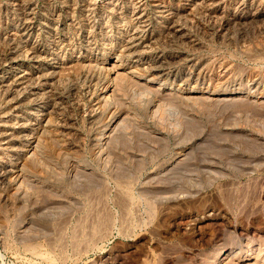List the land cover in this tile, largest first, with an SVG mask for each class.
Listing matches in <instances>:
<instances>
[{"label": "rangeland", "instance_id": "obj_1", "mask_svg": "<svg viewBox=\"0 0 264 264\" xmlns=\"http://www.w3.org/2000/svg\"><path fill=\"white\" fill-rule=\"evenodd\" d=\"M0 166V264H264V0H0Z\"/></svg>", "mask_w": 264, "mask_h": 264}, {"label": "bare ground", "instance_id": "obj_2", "mask_svg": "<svg viewBox=\"0 0 264 264\" xmlns=\"http://www.w3.org/2000/svg\"><path fill=\"white\" fill-rule=\"evenodd\" d=\"M175 19V18H174ZM181 22V21H180ZM178 23H179V21H178ZM241 23V22H240ZM182 27V26H181ZM184 27V26H183ZM233 33V32H232ZM245 33V32H244ZM259 56H260V54H259ZM17 68V67H16ZM24 71V70H23ZM21 80V79H20ZM17 82V81H16ZM20 82V81H19ZM14 83V82H13ZM19 84V83H18ZM22 84V83H21ZM4 85V84H3ZM30 110V109H29ZM3 136V135H2ZM1 167V166H0ZM6 169V168H5ZM5 169H4V171H5ZM8 169V168H7ZM12 169V168H11ZM2 170V169H1ZM7 173V172H6ZM9 173V172H8ZM1 176V175H0ZM4 176H5V174H4ZM7 177V176H6ZM4 179V178H3ZM9 179V178H8ZM3 181V180H2ZM5 182V181H4ZM2 184V183H1Z\"/></svg>", "mask_w": 264, "mask_h": 264}]
</instances>
